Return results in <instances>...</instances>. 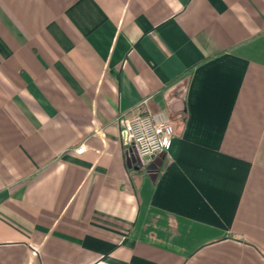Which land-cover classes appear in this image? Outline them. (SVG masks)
I'll list each match as a JSON object with an SVG mask.
<instances>
[{"label":"crops","instance_id":"0c3cea01","mask_svg":"<svg viewBox=\"0 0 264 264\" xmlns=\"http://www.w3.org/2000/svg\"><path fill=\"white\" fill-rule=\"evenodd\" d=\"M0 264H264V0H0Z\"/></svg>","mask_w":264,"mask_h":264},{"label":"built area","instance_id":"2783aa9c","mask_svg":"<svg viewBox=\"0 0 264 264\" xmlns=\"http://www.w3.org/2000/svg\"><path fill=\"white\" fill-rule=\"evenodd\" d=\"M152 101L153 97L142 100L131 110L130 115L122 118L124 142L134 148L142 159L170 151L178 133L170 112L153 109ZM85 150L83 145L76 152L82 154Z\"/></svg>","mask_w":264,"mask_h":264},{"label":"water","instance_id":"95a60500","mask_svg":"<svg viewBox=\"0 0 264 264\" xmlns=\"http://www.w3.org/2000/svg\"><path fill=\"white\" fill-rule=\"evenodd\" d=\"M128 164H129V167H135V169H143L144 168V163L142 162L141 159H139L136 155V152L135 150H132L131 153L129 152L128 153ZM147 171H153V174L154 177H157L158 176V171H159V167H155V168H152V167H147L146 169ZM152 173V172H151Z\"/></svg>","mask_w":264,"mask_h":264},{"label":"trees","instance_id":"16d2710c","mask_svg":"<svg viewBox=\"0 0 264 264\" xmlns=\"http://www.w3.org/2000/svg\"><path fill=\"white\" fill-rule=\"evenodd\" d=\"M191 73H192V70L188 71V73H187V74H191Z\"/></svg>","mask_w":264,"mask_h":264}]
</instances>
